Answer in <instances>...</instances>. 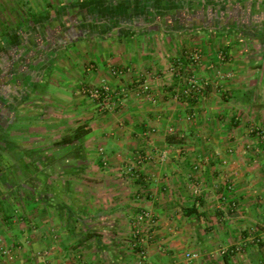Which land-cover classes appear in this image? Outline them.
<instances>
[{
	"label": "crops",
	"instance_id": "obj_1",
	"mask_svg": "<svg viewBox=\"0 0 264 264\" xmlns=\"http://www.w3.org/2000/svg\"><path fill=\"white\" fill-rule=\"evenodd\" d=\"M180 24L186 27L182 21ZM169 34L140 38L129 34L131 38L126 40L115 37L113 50L108 49L111 37H97L102 48L97 54L85 55L87 64L83 62L80 45L72 42L80 51L76 52L72 67L64 65L63 69L59 57L70 51L71 44L49 53L44 51L46 56L39 54L44 50L42 39L40 46L24 48V59L18 63L22 75L18 85L33 86L34 96L46 98L52 106L68 111L54 118L57 123L74 124L72 121L77 117L84 118L90 130L86 135L87 147L91 146L93 152L97 146L98 154L101 151L102 159L108 160L106 164L120 168L137 149L149 148L167 150L168 159L164 164L158 159L145 164L136 179L115 178L107 173L104 178H91L85 174L88 171L82 173L83 178L78 181L81 194L66 197L65 212L57 206L42 212L38 203L41 199L34 200L33 212H10V205L24 198L1 194L0 264H184V252L216 251L224 246L232 249L248 234L249 223L254 220L259 225L258 233L264 235V171L255 188V174L251 173L243 147L225 146L221 138L224 135L217 136V132L206 133L209 146L203 142L204 126L227 121L233 108L226 106L227 102L222 105L212 100L203 105L187 103L183 95L175 99V92L186 88L180 79L170 77L168 63L176 58L169 57L167 51L148 49L154 43L169 42ZM90 38H84L83 42ZM121 42L126 45L121 46ZM143 43L151 45L141 49ZM111 66L126 70L125 75L110 76L107 69ZM11 82L9 87L16 90L13 79ZM83 85H109L119 95L127 93L128 99L123 106L117 102V107H122L117 113L101 116L95 110L97 106H91L81 96ZM145 86L150 87L151 94L146 97ZM239 106L245 108L248 104ZM190 121L202 125L199 128ZM170 127L176 130V136L168 133ZM235 142L242 146L244 136L235 134L232 143ZM103 160H97L91 167L101 171ZM260 163L264 168V160ZM89 165L85 170L90 169ZM197 187L202 190L201 197L193 195ZM222 195L227 197L226 201L220 199ZM230 204H236L237 209H229ZM142 209L150 210L157 219L150 232L149 254L144 263L138 261L132 247L133 223ZM207 234L213 236L211 242L203 237ZM219 263L238 264L230 258ZM258 263L248 256L242 261V264Z\"/></svg>",
	"mask_w": 264,
	"mask_h": 264
},
{
	"label": "rangeland",
	"instance_id": "obj_2",
	"mask_svg": "<svg viewBox=\"0 0 264 264\" xmlns=\"http://www.w3.org/2000/svg\"><path fill=\"white\" fill-rule=\"evenodd\" d=\"M89 1L92 0H0V85H6L3 89L8 87L9 91L7 99H3L6 103L3 105L0 102V195L9 194L12 197L16 195L24 198L20 202L11 204L9 211L33 212L34 200L41 199L38 203L42 206V212H49L56 206L65 212L66 197L81 194V185L78 181L83 178L82 173L88 171L85 174L88 173L91 178L99 176L104 178V174L107 173L108 176L113 175L115 178L136 179L145 164L152 163L156 159L164 164L168 159L167 150L137 149L126 165L114 168L109 163H105L108 160L102 159L101 151H99L101 155L98 154L97 146L95 152H92L91 146L87 147L86 136L73 144L63 145L62 140L65 137L72 136L80 126L88 127V122L84 118L77 117L72 121L74 124L57 123L54 118L64 116L68 114V111L52 106L46 98L39 99L38 95L34 96L33 86L24 85L23 87L17 82L22 76L18 71L21 66L18 63L24 59V48L28 46L30 48L35 43L39 45L43 36H48L49 43H44V50L39 51L40 55L44 51L49 53L73 42L80 45L84 53L83 62L87 64L88 59L85 55H90L91 52L97 54L102 48L97 38L100 33H107L106 36L111 37L109 40L112 45L109 44L108 49L113 50L115 37L121 36L126 40L131 38L127 36L129 34L140 38L150 34L162 36L161 33L169 32L171 36L169 42L154 43L152 47L151 43H143L141 49L149 45V50L167 51L170 52L169 57L176 58L174 62L168 63L170 77L174 80L180 79L186 88L175 92V99L179 100V97L183 95L187 103L194 101L203 105L209 100L216 104L223 103L222 105H225L224 102L229 103L226 106H231L233 111H230L228 120L216 121V123L214 121L205 125L206 130L202 140L209 146L210 138L206 136V133L210 135L211 132L213 134L217 132V136H219L218 133L224 135L221 138L225 146H235L236 149L243 147L242 149L246 152L244 157L248 158L251 173L255 174L253 186H256L257 179H261V171H264L263 164L260 163L264 160V138H262L264 135V0H258L255 4L254 0H230L231 3H228V0H210L213 13L206 16L203 11H199L194 16L189 12L191 9L185 6L184 15L182 14V17L177 15L180 22L182 21L183 24L185 22L186 27L182 30L179 27L167 28L165 24L163 27L158 26L160 19L153 24L151 18H147L152 2L141 6L142 15L135 13L137 15L134 20L129 22L131 25L127 26L125 17H119L118 23L112 25L113 20L109 22V25L103 23L106 19L98 13L97 15L89 13V9L86 8ZM184 1L189 2V0ZM169 20L167 19V22L172 25V20ZM93 21L102 26L99 28L100 31L92 32L88 23ZM204 25L209 28L208 31L192 30L193 26ZM131 26L134 28L130 29ZM178 36L184 39H177ZM87 37H91L90 41L83 42V39ZM82 43L84 45H81ZM78 46L71 44L70 51H66V54L59 57L60 68H64V65L71 66V62H74L77 57L76 52L80 51ZM43 56H46L45 53ZM107 70L112 77L123 76L126 72L124 69L117 70L114 66ZM121 71L122 75L114 74ZM11 79L21 91L13 90L14 87L10 88L11 91L9 90V85L12 84ZM82 87L81 96H84L85 101L91 106H97L95 110L101 116L117 113L123 106L121 104L128 99L127 93L119 95L109 85H91L88 88L108 87L110 91V97L107 100H97L84 94ZM3 89H0L1 95L5 93ZM149 92L150 87L145 86L143 95H151ZM117 102L121 106L117 107ZM243 103L248 106L245 108L239 106ZM190 122L196 123V121ZM195 125L200 128L202 123ZM167 131L171 136L177 135L173 127ZM257 132L261 135H257ZM235 134L244 136L242 146L239 142L232 143ZM227 136L229 138L225 139ZM230 136H233V139H230ZM164 152H166V158L161 160V154ZM97 160H103L105 163L99 172L96 171L98 167L95 169L91 167ZM87 163L90 164L89 170H85ZM197 188L193 190V195L201 197L200 188L201 194L199 196L194 194ZM222 196L227 200L225 195ZM229 209L236 210L237 205L230 204ZM142 212L151 213L148 209H142L139 214ZM151 214L157 223L155 215ZM29 223L31 224L32 221L29 220ZM249 224L251 227L248 234L242 236L244 238L239 240L238 245L233 246L232 249V246H224L216 251L203 249L200 252H184L186 260L184 264H220L219 262L225 258L242 264L247 256L254 261H259L258 264H264V235H261L262 232L258 233L259 225L255 220ZM203 237L206 242H211L213 238L209 234ZM132 238V247L138 255V261L144 263L145 260L143 261L139 254L143 245L138 244L135 247L137 241L133 234ZM151 238L152 236L148 237L146 249ZM0 243H2L1 238ZM0 247H2L1 244ZM3 251L6 253L7 249ZM148 254L147 251V259ZM188 255L197 257L191 261Z\"/></svg>",
	"mask_w": 264,
	"mask_h": 264
},
{
	"label": "trees",
	"instance_id": "obj_3",
	"mask_svg": "<svg viewBox=\"0 0 264 264\" xmlns=\"http://www.w3.org/2000/svg\"><path fill=\"white\" fill-rule=\"evenodd\" d=\"M149 2H152V8L148 11L147 13V18H151V22L153 24L154 21H159V19L161 20L160 23H158V26L160 25L161 27H163V25L165 24V26L168 28H182L184 29L185 27H182L181 24L179 25V20L177 15L180 17H182V14L184 15V8L186 6L187 9H191L189 12L192 15H196L199 11H203V13L206 15H210V13L212 14V10L213 8H211V2L210 0H189L188 1H184V0H92L89 1L86 8L89 9V13H95L101 17H103V19H106L105 22L103 23H108L107 25H109V22L111 20H113L111 23H118V18L119 17H125L126 22L128 24H125L127 26L131 25L129 24V22L131 20H134V17L137 15L135 13H142V8L141 6H145L147 5ZM149 5V4H148ZM180 5V6H179ZM142 15V14H141ZM167 19H171L172 21V25H170L167 22ZM170 21V20H169ZM177 21H179L177 23ZM161 23H163L161 25ZM185 23V22H184ZM89 27L92 28V32H98L100 31L99 28H101L102 26H100L96 21L90 22L88 23ZM117 25V24H116ZM104 26V25H103ZM118 26V25H117ZM119 26H121L119 24ZM106 29L107 26L105 25ZM236 27H238L236 25ZM109 28V27H108ZM134 28V26H131L130 29ZM166 28V29H167ZM63 30V27L61 28V31ZM192 30H197V31H208L209 28L207 26H199V27H194L192 28ZM109 34V33H108ZM103 35H107V33H103V34H98V37L103 36ZM44 43H48V38L47 36H43L42 40ZM8 43V42H7ZM35 46H39L38 43H35ZM34 46V44H32L31 49L32 48H36ZM6 85H0V89ZM5 90V93H0V102L1 104H5L6 102H4L3 99H7V94L9 93L8 91V87L3 89ZM10 90V87H9ZM11 91V90H10ZM1 106V105H0ZM90 132L89 128L87 126H80L78 127L74 134L72 136H67L62 140V144L63 145H70L73 144L75 142L80 141L83 137H85L86 135H88Z\"/></svg>",
	"mask_w": 264,
	"mask_h": 264
},
{
	"label": "built area",
	"instance_id": "obj_4",
	"mask_svg": "<svg viewBox=\"0 0 264 264\" xmlns=\"http://www.w3.org/2000/svg\"><path fill=\"white\" fill-rule=\"evenodd\" d=\"M115 75H122L121 72H114ZM84 94L90 95L92 98L97 100H107L110 97V91L108 87L102 88H83ZM257 135H261V133L257 132ZM264 138V135L262 136ZM166 158V152L161 154V160ZM195 195L199 196L201 191L197 188L194 192ZM223 201H226V198L222 197ZM156 225L154 216L149 212H142L137 216L136 223L133 227V236L136 239L135 247L139 245L142 246V251L139 253L141 255V259L144 261L147 259V249L145 247L148 237L150 236V232L152 228ZM188 258H191V261L196 259V255H188Z\"/></svg>",
	"mask_w": 264,
	"mask_h": 264
}]
</instances>
